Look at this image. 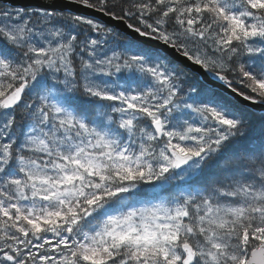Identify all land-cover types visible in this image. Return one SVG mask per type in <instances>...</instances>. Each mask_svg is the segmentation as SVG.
<instances>
[{"label": "snow or ice", "instance_id": "6c2138e0", "mask_svg": "<svg viewBox=\"0 0 264 264\" xmlns=\"http://www.w3.org/2000/svg\"><path fill=\"white\" fill-rule=\"evenodd\" d=\"M66 3L0 0V264H264V0Z\"/></svg>", "mask_w": 264, "mask_h": 264}, {"label": "water", "instance_id": "95a60500", "mask_svg": "<svg viewBox=\"0 0 264 264\" xmlns=\"http://www.w3.org/2000/svg\"><path fill=\"white\" fill-rule=\"evenodd\" d=\"M3 2L12 7L17 8H24V9H41L45 5H47L50 0H3ZM56 6L58 9H66L71 14L77 15L82 14L88 18H92L94 20H97L101 23L106 24L108 27H113L116 25L115 21H110L107 17L102 16L100 13H97L93 10H89L84 8L81 5L76 4H67L66 0H55ZM116 30L119 31L117 28ZM164 46L161 45V51H163ZM202 72V70H201ZM202 81L206 82L212 87L219 88L222 85V82L216 80L214 77H212L210 74H201L199 77ZM243 102V101H241ZM249 103V106L253 113L259 114L264 113V106L262 105H253L250 102H244Z\"/></svg>", "mask_w": 264, "mask_h": 264}, {"label": "trees", "instance_id": "16d2710c", "mask_svg": "<svg viewBox=\"0 0 264 264\" xmlns=\"http://www.w3.org/2000/svg\"><path fill=\"white\" fill-rule=\"evenodd\" d=\"M254 116H255V118H256V121H255V122H256L257 127H258V126H259V118L262 117V116H264V115H262V114H261V115H256V114H254Z\"/></svg>", "mask_w": 264, "mask_h": 264}]
</instances>
